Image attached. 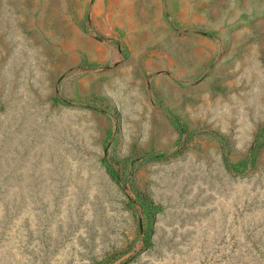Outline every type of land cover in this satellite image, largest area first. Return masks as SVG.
Returning a JSON list of instances; mask_svg holds the SVG:
<instances>
[{
  "label": "rangeland",
  "instance_id": "rangeland-1",
  "mask_svg": "<svg viewBox=\"0 0 264 264\" xmlns=\"http://www.w3.org/2000/svg\"><path fill=\"white\" fill-rule=\"evenodd\" d=\"M0 264H264V0H0Z\"/></svg>",
  "mask_w": 264,
  "mask_h": 264
},
{
  "label": "trees",
  "instance_id": "trees-1",
  "mask_svg": "<svg viewBox=\"0 0 264 264\" xmlns=\"http://www.w3.org/2000/svg\"><path fill=\"white\" fill-rule=\"evenodd\" d=\"M115 178H117L115 176ZM147 214L148 216L150 217L149 218V223L148 225L146 226L145 230H144V233H143V237H142V247H148L150 246L151 244V234H152V227H153V224H152V218L154 216V214H156L158 211L161 210V207L160 205H156L154 202L152 201H149L148 200V203H147Z\"/></svg>",
  "mask_w": 264,
  "mask_h": 264
}]
</instances>
